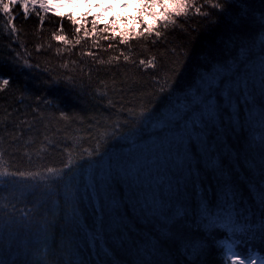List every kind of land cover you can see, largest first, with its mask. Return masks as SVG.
I'll return each instance as SVG.
<instances>
[{
	"label": "trees",
	"instance_id": "16d2710c",
	"mask_svg": "<svg viewBox=\"0 0 264 264\" xmlns=\"http://www.w3.org/2000/svg\"><path fill=\"white\" fill-rule=\"evenodd\" d=\"M198 2L203 4V0ZM250 2L257 10V15L238 25L230 18H221L218 24L209 25L203 15L192 12L187 19L177 18L175 27L164 29L157 22L156 26L161 32L159 37L153 34L140 38L131 32L127 43L121 41V29L111 24H107L110 25L109 30L104 31L106 24L99 21L93 31L91 22L94 17H87L88 12H44L37 6L36 9L30 7L25 16L22 7L16 4L12 6L10 14L16 27L13 32L10 27H5L9 16L0 11V61H4L0 66L3 73L0 80H11L8 86L0 88V151L3 152V160L10 166L9 170L36 172L61 168L70 152L73 155L83 152L86 156L85 150L93 148L106 129L109 139L100 149L101 152L108 149L104 162L107 164L109 157H112L114 164L119 163L125 169L109 180L111 187L107 192L101 191L99 194L92 187L85 191L84 186L90 183L88 169L77 173V179L82 181L84 214L81 222L85 225L77 237V243L83 250L86 264H109V258L111 264H128L124 251L118 247L114 251L110 239L100 240L99 247L93 242L88 226L97 219L94 209L98 211L102 203L117 205L125 213V222L129 223L133 232L143 229V235L147 236L155 223L145 218L150 216L148 205L152 202L153 192L159 197L161 186L164 195L171 197L167 205L169 208L175 206L179 209L181 201L195 206L202 197H213L216 181L212 171L205 168L201 161L199 179L195 184L189 183L187 191L181 179L182 195L180 200L176 199V181L166 171L171 162V153L162 145L163 139L171 138L173 133L163 131L161 121L153 119L149 122L138 114L141 107L151 108L159 104L160 87L163 86L168 92L169 85L175 86L171 80L167 84L164 80L165 74L172 75V68L176 69L173 79L179 80L183 75L191 81L183 92L173 93L172 96V108L182 113L190 107L186 105L185 96L191 97L194 102L199 99L197 88L203 86L200 77L211 80L213 73L222 71L218 65L210 62L225 59L228 54L243 59L239 48L232 46V35L240 33L244 37H255L257 41L262 38L258 34L262 22L259 16L261 5L259 0ZM69 13L75 18V24L67 18ZM109 19L110 23H116L113 17ZM81 25L80 32L75 33V28ZM85 28L88 30L87 35ZM56 35L64 36L68 43L57 41ZM77 35L82 37L79 44H75ZM258 48L259 44L257 51ZM17 53L20 54L19 66L13 68L7 62L16 58ZM124 56L129 59L125 60ZM25 59L28 65L24 64ZM140 60L151 63L140 64ZM57 76L60 77L59 83H46ZM69 77L74 79L69 80ZM128 109L136 110L135 119L130 116ZM230 111H238L242 119L248 118L247 107L242 99L238 104L234 102ZM161 112L168 113L169 109L162 108ZM125 120H129L128 126L121 127L113 136V121L123 124ZM136 125H141L142 131ZM255 138L259 141V132L255 133ZM221 139L224 154H231L229 164L235 165L232 175L243 204L249 208L256 206L255 192L248 179L249 164L245 162L247 131L237 129L236 133L228 132ZM191 152L196 160L200 159L199 144H193ZM166 155L168 161L165 160ZM142 163L146 166L138 171ZM169 181L172 192H169ZM60 194L64 195L63 184ZM0 196L12 199L17 222L23 221L24 214L34 217L31 230L24 226L27 221L19 229L13 227L7 232L0 226V264H25L23 251L38 243L36 233L40 226L36 222L39 219L36 198L32 195L21 197L18 191L12 194L0 191ZM36 196L39 197V193ZM47 199L50 205L56 206L59 217L62 200L56 198L55 194ZM142 209L144 215L141 214ZM188 215L193 216L192 207H189ZM189 224L192 234L207 242L204 264H232L226 258L229 242L235 244L240 252L255 248L264 250L258 240L247 244L241 241L245 227L243 222L229 224L227 220L213 218L211 222L205 220L200 223L197 214L196 223L190 219ZM258 224L257 216L248 227L255 230ZM156 227L160 226L157 224ZM46 235L47 245L40 243L41 251L47 248L49 264H63L65 240L61 226L58 224ZM17 238L19 253L11 243ZM80 258L77 257L78 260Z\"/></svg>",
	"mask_w": 264,
	"mask_h": 264
},
{
	"label": "snow or ice",
	"instance_id": "6c2138e0",
	"mask_svg": "<svg viewBox=\"0 0 264 264\" xmlns=\"http://www.w3.org/2000/svg\"><path fill=\"white\" fill-rule=\"evenodd\" d=\"M68 2L74 3L75 0H68ZM118 2L123 8H128L133 4L137 7L139 15L134 19L141 27L139 30L133 27L131 32H135L140 38L150 37L153 34L159 37L161 32L156 26L157 22L164 29H168L170 26H177V18L187 19L192 12L203 15L209 25L213 26L218 24L221 18H230L234 24L238 25L257 15V10L251 6L250 0H203V4H200L198 0H118ZM16 4L22 7L25 16L28 15L30 7L36 9L38 6L44 12L54 7L50 0H0V11L9 16L5 27H10L13 32L16 31V27L12 23L14 18L10 14L12 6ZM259 4L261 5L259 16L262 22L258 34L262 38L257 41L255 37L248 38L240 33H234L231 37L232 46L239 48L243 59L228 54L225 59L210 62V64L218 65L222 71L218 70L213 73L211 80L205 79L204 76L200 77L203 86L197 88L199 97L197 101L194 102L191 97L185 96L186 105H190L186 111L181 113L172 108L173 93L183 92L184 88L191 83L183 75L179 80L173 79L176 69L172 68V75L165 74L164 80L166 84L171 80L175 86L169 85L170 91L168 92H165L163 86L160 87L158 89L161 94L158 97L159 104L151 108L141 107L138 114L149 122L153 119L161 121L163 131L173 133L171 138L163 139L162 145L168 153H171V162L166 171L171 173L176 181L174 189L176 199L180 200L182 195L181 179L184 180L185 191L188 190L189 183L195 184L199 179L201 161L204 167L210 169L214 175L216 185L213 197H202L195 206L187 201H181L179 209L175 206L169 208L167 205L171 197L164 195L161 186L159 197L157 198L153 192L152 202L148 205L150 216H145V218L149 219L150 223L151 221L155 223L152 224L147 236L143 235V229L140 232H133L129 223L125 222V213L121 212L117 205L102 203L98 211L94 209L97 219L88 226L91 228L93 242L98 247L100 240L110 239L114 245V251L116 247L124 251L128 264H204L207 242L204 239H197L192 234L189 224L190 219L192 223H196L197 214L200 223L205 220L211 222L213 218L227 220L229 224L243 222L245 227L242 230L241 241L247 244L258 240L264 247V0H259ZM95 6L105 8V10L114 7L111 3L105 5V0H100V3ZM204 8L209 10L202 11ZM36 14L39 16V11ZM67 18L73 24L76 23L71 13ZM113 19L115 20L116 17ZM124 19L127 20L129 17H124ZM98 23V19L92 20L93 31ZM81 27L83 25L76 27L75 33L78 34ZM109 27L110 25H105L104 31H108ZM87 34L88 30L85 28V35ZM120 38L121 41L127 43L129 34L122 33ZM55 39L68 43L62 35H56ZM81 39L82 37L77 35L75 44H79ZM19 56L20 54L17 53V57L7 63L13 68L18 67ZM115 59L119 60V57ZM124 59L128 60L129 57L124 56ZM139 63L146 64L151 61L140 60ZM3 64L4 61H0V66ZM24 64L28 65L26 59ZM29 67L32 66L29 65ZM2 75L0 71V76ZM68 79L72 80L74 77ZM59 81L60 77L57 76L46 83L56 84ZM10 82V78H3L0 80V88H5ZM241 99L247 107V119H242L238 111H230L234 102L238 104ZM162 108H168L169 112H161ZM128 112L135 119L136 110L128 109ZM225 116H227L226 120ZM113 124L111 133L114 136L121 127L128 126L129 120H125L123 124L113 121ZM136 127L142 131L141 125H136ZM237 129L248 133L245 162L249 164L248 179L257 201V205L251 208L243 204V198L233 179L232 172L235 165L229 164L231 154L225 155L223 151L224 144L221 137L228 132L236 133ZM257 132L260 135L259 141L255 138ZM108 139L109 134L106 129L104 134L97 139L95 146L85 150L86 156L83 152L76 155L70 152L67 161L62 162L63 167L47 168L36 172L10 171V166L3 160V152L0 151V191H9L10 194L18 191L21 197L32 195L36 198V213L39 216L36 222L40 226L36 233L38 243L35 247H28L23 251L25 264H49L48 250L45 248L42 252L40 243L47 245L46 234L58 224L62 228L65 240L63 264H86L83 250L77 243V237L85 227L81 222L84 214V202L81 195L82 181L77 179V173L84 169L90 171V183L84 186L85 191L88 187H92L99 194L101 191L107 192L110 189L109 180L114 178V174H119L125 169L119 163L114 164L112 157H109L105 164L104 156L107 155L108 149L105 148L103 152L100 149ZM193 144L200 145L199 160H196L191 152ZM168 159L166 155L165 160L168 161ZM236 160L239 161V155ZM145 166L142 163L138 171L144 169ZM23 177L30 179H17ZM61 184L64 185L63 196L60 194ZM172 191L171 181H169V192ZM37 193L39 197L36 196ZM53 194L62 200L59 206V217L56 206L50 205L47 199ZM189 207L193 208L192 217L188 215ZM41 211L43 214H40ZM15 212L16 208L12 199L0 196V226L4 231L7 232L13 227L19 229L24 221H27L24 226L31 230L34 217L24 214L23 221L17 222ZM141 214L144 215V209L141 210ZM257 216L259 224L253 230L248 225L254 223ZM157 224L159 228L156 227ZM41 237H43L42 240H40ZM11 243L16 246L19 253L18 238L12 240ZM253 246L255 247L254 243ZM77 257L81 258L78 260ZM226 258L230 259L232 264H257V260L260 264H264V257H261L259 252H251L243 255L242 258V253L233 251L232 247H228ZM109 264H111L110 258Z\"/></svg>",
	"mask_w": 264,
	"mask_h": 264
},
{
	"label": "rangeland",
	"instance_id": "374dc122",
	"mask_svg": "<svg viewBox=\"0 0 264 264\" xmlns=\"http://www.w3.org/2000/svg\"><path fill=\"white\" fill-rule=\"evenodd\" d=\"M50 3L54 6L50 11L56 13L74 12L75 14L88 12L87 17L92 16L101 23L111 24L113 27L121 29V33L130 34L133 27L137 30L141 27L134 19V17L139 15L138 9L134 4L128 8H123L119 5L118 0H105V5L107 3L114 5L113 8L105 10V8L95 6V4L100 3V0H75L74 3H69L68 0H50ZM110 17H116V23H110ZM124 17H129V19L122 20ZM149 22L151 23L152 21L149 19ZM257 264H260L258 260Z\"/></svg>",
	"mask_w": 264,
	"mask_h": 264
}]
</instances>
